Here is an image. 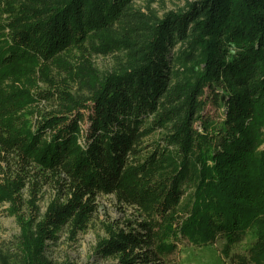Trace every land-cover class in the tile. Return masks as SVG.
<instances>
[{"label": "trees", "instance_id": "1", "mask_svg": "<svg viewBox=\"0 0 264 264\" xmlns=\"http://www.w3.org/2000/svg\"><path fill=\"white\" fill-rule=\"evenodd\" d=\"M135 3L0 0V203L20 227L0 264H72L48 242L83 227L100 194L143 217L107 225L97 250L112 264H166L178 238L246 233L240 262L264 264V0L161 17ZM47 181L43 213L35 193L20 203L24 184Z\"/></svg>", "mask_w": 264, "mask_h": 264}, {"label": "rangeland", "instance_id": "2", "mask_svg": "<svg viewBox=\"0 0 264 264\" xmlns=\"http://www.w3.org/2000/svg\"><path fill=\"white\" fill-rule=\"evenodd\" d=\"M188 1L192 0H136L135 6L144 12H150L156 17H161L169 10H179L184 8ZM94 62L100 68L109 66L112 63L110 55H93ZM204 112L212 118L220 116L219 111L208 104ZM87 114V112H85ZM82 128L88 126L87 116H84ZM197 127L199 123H196ZM2 175V174H1ZM53 182H40L39 186L24 184L18 196L22 198L20 203L29 205L30 196L35 193L36 203L39 207L38 213H43L56 191ZM9 202L0 203V244L11 245L13 239L19 234L20 227L15 216L8 210ZM94 211L86 219L81 228L72 231L69 222L64 224L57 232L56 240L48 242L46 248L47 255L56 262L69 260L72 264H112L117 259L104 257L97 250L100 240L107 236V225L112 227H126V220L133 223L134 220H141L143 217L130 204L120 203L113 195H97L94 198ZM155 219H160L155 216ZM249 233V232H248ZM169 238L171 236L169 235ZM254 237L250 234L243 236L238 242L231 246L225 245V238L218 235L213 242L201 245L192 244L187 238L174 240L175 248L170 252H165L162 258L166 264H243L238 255H247V249L253 242Z\"/></svg>", "mask_w": 264, "mask_h": 264}]
</instances>
